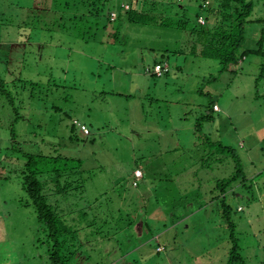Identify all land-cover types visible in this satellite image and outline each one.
Wrapping results in <instances>:
<instances>
[{
  "label": "rangeland",
  "instance_id": "obj_1",
  "mask_svg": "<svg viewBox=\"0 0 264 264\" xmlns=\"http://www.w3.org/2000/svg\"><path fill=\"white\" fill-rule=\"evenodd\" d=\"M83 1L0 0V76L11 95L0 93V264H53L46 226L36 208L25 204L28 196L15 171L26 154L50 153L78 158L86 171L84 187L70 190L67 200L52 183L47 189L60 210L74 211L78 219L79 236L68 242L78 250L71 264H226L231 243L221 212L200 205L236 163L228 158L200 167L194 161L200 157L198 135L233 146L259 195L264 79L257 78L264 58L247 54L233 70L221 72L216 59L167 53L191 37L204 0H164L176 20H187L188 11V29L127 17L113 21L117 4L126 9L133 0H110L105 12L115 5L111 21L102 15L95 23L87 12L92 3ZM254 1L253 17L264 19V0ZM80 3L79 15L74 8ZM198 22L204 24L205 16ZM262 29L264 20L248 24L245 49L258 46ZM155 61L168 63L169 73L150 76ZM211 98L217 101L215 119L196 134L197 118ZM142 171L133 187L134 174L142 177ZM253 189L241 192L238 209L245 210L232 218L246 264H264V194L256 201Z\"/></svg>",
  "mask_w": 264,
  "mask_h": 264
},
{
  "label": "trees",
  "instance_id": "obj_2",
  "mask_svg": "<svg viewBox=\"0 0 264 264\" xmlns=\"http://www.w3.org/2000/svg\"><path fill=\"white\" fill-rule=\"evenodd\" d=\"M87 1L92 3V9L87 11L89 13L88 16L92 17V21L97 23L98 19L102 18V15H108L111 21L110 14L113 8H115V5H111L108 11L105 12L106 7L110 4V0H85L83 1L84 6H86ZM165 2L164 0H133L126 9L123 5L124 2H122V4H117L120 5L117 9V18L112 20L118 21L120 18L127 17L131 22L143 25L150 24L188 29L191 18L188 16V11H184L187 15V20H176L171 14V6L167 9L169 10V14H164V11H167L162 6L167 5ZM255 6L256 3L254 0H219L217 4H211L210 0H204L199 3L196 9V24L191 26L189 30L191 37L185 39L186 42L183 46L180 45L175 50H170L168 48L165 50L167 53L172 51V55L185 54L194 57L202 56L209 59H216L220 63L221 72L233 70L236 66L240 65L247 54H257L264 58V29H262L263 36L258 42V46L252 49H245L248 24L264 20L263 18L253 17ZM81 7L82 4L80 3V6L75 7L74 10L78 11L77 13L79 14ZM68 9L70 8H64V11ZM64 15L65 12H63L59 18H62ZM203 15L206 18L204 24L198 22V19ZM104 27H106V25ZM154 63L155 65L158 63H162L163 65L166 64L169 67V64L163 61H155ZM168 67L161 73H157L154 71V68H151L149 70V75L161 77L169 73L170 69H168ZM263 79L264 59L260 64V73L257 81ZM5 83H7L6 80L1 77L0 93L10 98L11 95ZM201 91L203 92V90ZM216 104L217 101L211 98L207 105V109H205V113H201L200 117L197 118L195 128L196 134L202 133L203 122L215 119L214 105ZM16 114L17 118H19L18 112H16ZM77 122L82 121L76 120V123ZM72 125L73 127L76 126L74 123H72ZM202 135L201 137L198 135V138L201 140L198 144V153L200 157L194 158V161L200 164V167L209 169L215 164L222 165L228 158H232L236 165L233 173L216 180L211 188L213 192L209 195V201L207 200L205 203H202L200 207L208 208L212 206L221 212L219 214L226 224L228 241L231 243L228 248V262L226 264H246L247 260L240 251L237 235L238 225L232 217L235 212H242L245 210V206L241 210L238 209L240 205H243V203H241V199H243L241 192L243 190L248 191L253 189L254 185L252 183L248 184V176L244 170V161L233 146L225 145L209 135ZM11 136L14 138L17 137L13 127L11 129ZM11 148L14 147L12 146ZM16 150L20 151L19 149ZM166 153H169V151ZM26 155L27 160L24 165L15 169L16 173L21 178L23 189L28 196L25 204L33 205L36 208L39 220L46 226L50 239L49 241H52L49 248L50 261L53 264H71V260L78 250L77 248L72 250V248L69 247L72 243L68 245V242L70 240L69 237L75 239L79 236L80 228H76L78 219L75 218L74 211L64 212L60 210L58 204L50 200V194L47 189L49 183H52L55 187L56 195H62V198L66 200L69 197L67 194H72L70 190H81L84 187L82 175L86 173L82 161L78 158L58 153H50L48 155ZM4 169L5 168H3V170ZM3 174L5 173H2V170H0V177H2ZM258 176H260V174H258ZM143 177L144 173L141 178H137L134 174V179L132 181L133 187H138ZM5 178H9V176H5ZM256 191L257 189H253L254 194ZM259 192V195L257 193L255 194L257 195L256 201L261 199V193L264 194V187L261 188ZM135 195L138 197L137 194ZM104 196H106L105 202H107L109 206L112 202L111 196L108 194ZM96 200H99V198ZM260 202L264 205L262 200H260ZM118 207L122 208L121 206ZM94 208L96 207H94L93 202L92 212ZM84 210L85 209L80 211ZM93 221H95V217ZM134 225L135 223L132 227H134ZM132 227L126 229H132ZM158 252H160V250H158Z\"/></svg>",
  "mask_w": 264,
  "mask_h": 264
},
{
  "label": "built area",
  "instance_id": "obj_3",
  "mask_svg": "<svg viewBox=\"0 0 264 264\" xmlns=\"http://www.w3.org/2000/svg\"><path fill=\"white\" fill-rule=\"evenodd\" d=\"M155 66H156V71L155 72H157V73H161L164 69H167V67H166L167 65L166 64L163 65L162 63H158ZM82 128L86 129L88 131V127L86 125L83 124ZM138 172H140V170H138ZM135 175H136L137 178H141L138 173H136Z\"/></svg>",
  "mask_w": 264,
  "mask_h": 264
}]
</instances>
